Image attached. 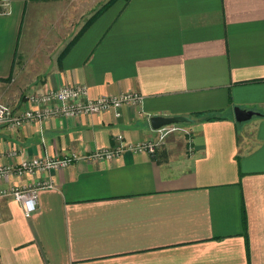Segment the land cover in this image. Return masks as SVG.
Segmentation results:
<instances>
[{"label":"crops","instance_id":"1","mask_svg":"<svg viewBox=\"0 0 264 264\" xmlns=\"http://www.w3.org/2000/svg\"><path fill=\"white\" fill-rule=\"evenodd\" d=\"M106 1L0 0V102L78 82L142 94L120 115L0 125V163L123 146L0 181L54 184L30 216L0 196V264H264V0H113L87 23ZM153 114L194 121L160 139Z\"/></svg>","mask_w":264,"mask_h":264},{"label":"built area","instance_id":"2","mask_svg":"<svg viewBox=\"0 0 264 264\" xmlns=\"http://www.w3.org/2000/svg\"><path fill=\"white\" fill-rule=\"evenodd\" d=\"M26 96L32 105L23 109H15L9 104L0 102V125L18 127L25 122L40 121L55 115L68 117L108 109L113 110L115 115H120L123 105L142 101V94L134 90L91 96L88 85L83 82L66 83L57 88L30 92ZM179 127V123H171L156 130L159 131V138L162 139L167 132ZM121 136V134H117L116 138ZM156 144L157 141L154 139H147L128 143V147L134 151L153 152ZM122 147V144L115 147H97L85 154L71 152L62 155H34L14 163H0V181H7L12 176L31 175L64 168L81 159H111L120 154ZM53 186L52 180L38 178L27 183H13L8 187L0 186V196L9 195L19 201L24 214L30 216L37 206L38 190Z\"/></svg>","mask_w":264,"mask_h":264},{"label":"water","instance_id":"3","mask_svg":"<svg viewBox=\"0 0 264 264\" xmlns=\"http://www.w3.org/2000/svg\"><path fill=\"white\" fill-rule=\"evenodd\" d=\"M233 110H234V117L237 121H244L246 119H249L252 115L259 113L256 110L250 108H244L239 105H235L233 107ZM149 121L151 126L154 129H157L171 123L192 122L194 121V118L185 114H175V115L153 114L149 117Z\"/></svg>","mask_w":264,"mask_h":264},{"label":"trees","instance_id":"4","mask_svg":"<svg viewBox=\"0 0 264 264\" xmlns=\"http://www.w3.org/2000/svg\"><path fill=\"white\" fill-rule=\"evenodd\" d=\"M111 1L113 0H107L106 2H104L103 4H101L99 6V8H97V10L90 16V18L87 20V23L88 21H90L92 18H94L102 9H104ZM215 117H218L216 114L214 115H205V116H202L201 119H212V118H215Z\"/></svg>","mask_w":264,"mask_h":264},{"label":"rangeland","instance_id":"5","mask_svg":"<svg viewBox=\"0 0 264 264\" xmlns=\"http://www.w3.org/2000/svg\"><path fill=\"white\" fill-rule=\"evenodd\" d=\"M185 124V125H187L188 124V122H179V124Z\"/></svg>","mask_w":264,"mask_h":264}]
</instances>
